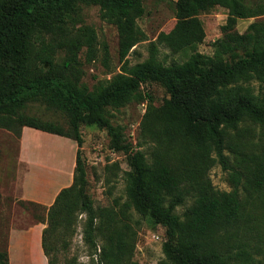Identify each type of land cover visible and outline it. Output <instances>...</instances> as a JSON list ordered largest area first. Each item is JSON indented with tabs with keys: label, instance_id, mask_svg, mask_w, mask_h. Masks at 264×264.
I'll return each instance as SVG.
<instances>
[{
	"label": "trees",
	"instance_id": "obj_1",
	"mask_svg": "<svg viewBox=\"0 0 264 264\" xmlns=\"http://www.w3.org/2000/svg\"><path fill=\"white\" fill-rule=\"evenodd\" d=\"M84 6H97L100 18L116 28L122 63L119 73L92 90L81 82L82 49L87 48L88 61L97 54L94 30L79 26ZM214 7L225 8L227 20L222 38L207 56L197 51L205 37L198 17ZM143 15L142 0H0V129L16 140L26 127L77 145L72 184L44 208L45 217L36 219L45 224L43 255L47 264H57L78 212L87 216L85 242L96 251L95 231L102 238L99 263L139 264L132 260L134 239L128 226L114 218L115 212L106 211L110 223L94 225L97 215L85 194L80 127L96 125L111 137V149L128 155L126 210L163 228L165 264H252L253 252L263 251L264 231L251 220L249 209L255 199L263 205L264 196H240L241 173L230 168L224 150L229 130L243 123L264 127V91L255 94L250 87L251 82L264 86V23L250 24L243 35L233 32L238 19L264 16V3L177 0L173 29L149 42L145 61L130 66V51L146 41L137 25ZM159 46L184 60L167 65L159 58ZM103 50L107 55L106 47ZM152 83L163 88L168 98L158 108L147 107L140 132L161 147L178 148L172 165L147 160L139 151L130 153L131 145L122 141L107 117L108 109L150 102L142 86ZM32 103L60 112L65 126L26 114ZM215 162L232 171L231 192L214 189L206 178ZM256 167L258 193L264 190V156ZM187 197L193 203L180 216L176 208ZM0 264H9L7 251L0 252Z\"/></svg>",
	"mask_w": 264,
	"mask_h": 264
},
{
	"label": "rangeland",
	"instance_id": "obj_2",
	"mask_svg": "<svg viewBox=\"0 0 264 264\" xmlns=\"http://www.w3.org/2000/svg\"><path fill=\"white\" fill-rule=\"evenodd\" d=\"M252 1L264 3V0ZM176 2L177 0H142L144 15L137 20V25L145 34L146 41L130 51L127 57L130 66L145 61L148 57L149 42L155 41L161 32L168 33L173 29L176 23ZM82 9L79 26L93 29L97 40L95 60H87L86 47L79 55L83 70L81 82L92 90L98 83L108 81L119 73L122 63L119 61L116 28L100 18L97 6H84ZM198 18L205 37L197 46V51L210 56L213 54L215 42L222 38L221 28L226 24L227 10L214 7ZM254 22L264 23V16L238 19L233 32L243 35ZM104 47L107 55H104ZM159 51V58L167 65L173 61L181 63L184 60L183 56L172 55L164 46H159ZM250 87L255 94L264 91V86L257 82H251ZM142 89L150 95V102H132L117 109H108L109 123L118 128L122 141L131 145L130 153L139 151L147 160L161 159L172 165L176 163L178 148L170 144L161 147L152 138L143 137L140 132L147 107L162 106L168 96L164 89L155 83L144 84ZM26 114L65 126L64 116L42 103L30 104ZM80 132L83 140L81 158L87 179L85 194L97 215L94 225L110 223L106 211L115 212L114 218L127 224L128 232L134 239L132 260L139 264H165L161 251L163 228L156 226L147 217H140L132 209L126 210L124 172L129 170L128 155L111 149V137L106 130L96 125H82ZM23 147L26 163H19L18 140L8 131L0 129V252L7 251L9 264H47L46 257L43 258L38 249L27 244L25 240H21L17 245L9 242L11 229H26L27 225L36 221L37 216L45 217L44 208H48L34 202L20 201L21 185L24 181L29 194L40 190L53 191L60 184V171L75 161L77 145L70 139L28 128L24 134ZM224 155L230 168L241 173L240 196H264V190L256 192L260 186L255 184L259 178L256 164L264 156V127L243 123L237 130H229ZM205 176L218 191L231 192L234 189L232 171L223 170L217 162L212 164ZM192 203L193 199L187 197L183 204L176 208V213L181 216ZM254 205L253 209H249L251 220L261 228L260 231H264V207H261L264 204L255 199ZM86 218L85 213H76L73 234L67 238V249L59 255L57 264H103L99 263V252L103 243L100 234L96 231L94 233L96 251L84 240L83 228ZM121 223L118 226H121ZM253 253L252 264H264V247L262 252Z\"/></svg>",
	"mask_w": 264,
	"mask_h": 264
},
{
	"label": "crops",
	"instance_id": "obj_3",
	"mask_svg": "<svg viewBox=\"0 0 264 264\" xmlns=\"http://www.w3.org/2000/svg\"><path fill=\"white\" fill-rule=\"evenodd\" d=\"M28 131V128L24 127L21 131V137L18 140L19 148H18V162L19 163H26L24 162L23 154L25 152V148L23 147L24 142V134ZM75 167V161H72L70 165H67L60 171V184L56 187L53 191L44 190L36 191L35 193H27L26 191V184L21 185V190L19 194V200L23 202H34L36 204L42 205L44 207H49L53 202L57 194L60 192L61 189L69 187L72 184L73 178V171ZM59 188V189H58ZM53 196V197H52ZM45 228V224L42 222L35 221L30 225H27L26 229H22L19 231H15L13 229L10 230V244H18L21 240H25L27 244L31 246H35L39 253L44 258L42 249H41V235L42 231Z\"/></svg>",
	"mask_w": 264,
	"mask_h": 264
}]
</instances>
